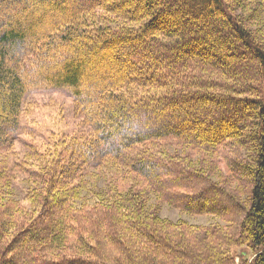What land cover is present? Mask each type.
<instances>
[{
    "label": "trees",
    "instance_id": "16d2710c",
    "mask_svg": "<svg viewBox=\"0 0 264 264\" xmlns=\"http://www.w3.org/2000/svg\"><path fill=\"white\" fill-rule=\"evenodd\" d=\"M40 89L85 130L18 156ZM244 246L264 264V0H0V264H244Z\"/></svg>",
    "mask_w": 264,
    "mask_h": 264
},
{
    "label": "rangeland",
    "instance_id": "374dc122",
    "mask_svg": "<svg viewBox=\"0 0 264 264\" xmlns=\"http://www.w3.org/2000/svg\"><path fill=\"white\" fill-rule=\"evenodd\" d=\"M24 103H31L34 107L29 114L20 119V126L12 140L11 148L18 156L26 151L28 144L46 141L52 133L59 139V136H69L85 130L80 117L73 114L71 97L59 89H40L28 93L24 97ZM210 134L214 136L213 132ZM21 178L17 176V179ZM24 188L22 182L14 183L13 190L17 198L23 197ZM160 215L170 220L182 219L191 224L208 225L218 221L209 214H189L167 204L161 205ZM237 252L235 258L237 263H241L243 259L246 260L244 264H249L254 256L245 246L239 248Z\"/></svg>",
    "mask_w": 264,
    "mask_h": 264
}]
</instances>
